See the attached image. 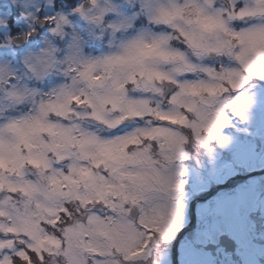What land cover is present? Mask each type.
I'll list each match as a JSON object with an SVG mask.
<instances>
[{
	"label": "rangeland",
	"instance_id": "obj_1",
	"mask_svg": "<svg viewBox=\"0 0 264 264\" xmlns=\"http://www.w3.org/2000/svg\"><path fill=\"white\" fill-rule=\"evenodd\" d=\"M83 1L79 0L73 10H56L53 0H0V115L19 105L10 97L12 92L36 90L32 95L39 99L67 82L69 77L64 69L67 64L95 59L106 51L103 42L97 39L100 29L90 18L100 9H108V0H97V7L91 3L83 7L86 15L76 11ZM113 2L119 4L120 0ZM122 11L128 14L132 9L124 5ZM246 11L241 8V15ZM16 12L13 22L19 29L10 32L8 20ZM103 18L107 22L120 19L117 13L109 10L104 12ZM35 19H44L50 27L34 42L17 50L11 43V35L23 29H34ZM136 21L141 22L138 25L144 24L143 18L129 16L126 20L129 25H136ZM54 36L60 40L61 48L54 41ZM250 39L264 44V34ZM89 46L95 48L87 50ZM184 62L188 69L181 73L184 79L167 78L176 88L173 90L175 94L171 92L165 100L160 98L163 89L157 91L143 86L138 88L137 94L119 103L115 98H101L97 104L87 95H73L70 104L87 108L80 113L72 112L70 108L66 110L55 92L49 93L52 97L48 101L50 111L60 118L73 113L77 126L70 133L64 129L67 134L62 139H56L59 129L55 124L41 125L34 133L44 138L43 143L36 147L42 148L47 156L55 155L56 162L50 167L46 166V160L40 161L32 155V139L24 141L23 147L29 153L28 163L39 169L46 183L37 175L23 172L24 156L19 148L9 159L11 164L19 163L20 169L13 168L11 164L0 167V189L7 190L0 198V250H11L21 259L26 258L29 251L41 255L44 250L64 256L68 264H80L81 253L90 255L114 241L127 240L130 226L109 231L105 222L95 217L87 218L90 228L76 219L72 226L63 228L59 238L49 231L47 225L55 224L60 213L67 212L65 203L76 200L84 207L89 202H93L92 205L103 202L125 211L129 205L135 204L145 210L146 224H156L162 213L165 227H157V234L150 238L149 248L148 242L144 241L137 247L124 246L117 250L125 252V259L136 257L129 264H142L140 260L148 255L150 264H171L172 241L178 230L189 221V200L207 193L216 184L224 183L236 174L264 168V145L261 143L264 139V63L256 66L255 75L245 73L246 79L241 77V84L245 87L230 93L236 112L228 111L229 124L212 139L201 141L193 133L192 139L200 144L191 153L185 148L187 137L176 129L174 123L192 128V122L185 113L196 112L201 105L205 106V96L213 98L218 92L199 78V74L207 73L203 69L214 62H207V66L192 63L186 58ZM223 65L232 71L239 69L235 60H225ZM10 75L14 76L12 80H8ZM44 78L50 79L48 85H43ZM31 79L40 80L41 84L31 85ZM144 79L145 74L141 72L133 76L132 82ZM156 79L163 80L164 76L157 74ZM6 81L11 87L4 86ZM137 116L145 119L137 122ZM127 118H132L131 124L135 125L128 134L116 138L105 135L108 130L121 126ZM162 118L167 122L161 123L159 119ZM81 120L94 121L95 134L81 133ZM164 124L174 126L176 130L162 126ZM220 137L226 139L222 141ZM81 141H89L94 150H89V144L81 146L78 143ZM73 153L80 157L78 166L64 168L62 164L70 163ZM161 153L173 159L165 160ZM226 154L229 157L225 158ZM2 161L3 154L0 153ZM177 182L182 184L178 195L174 187ZM258 184L257 179L252 178L238 183L235 191L227 190L218 195L215 192L202 204L196 202L194 210L198 225L179 242V264H264L261 260L264 258V245L254 240L264 227V222L259 227L255 223L256 215L261 213L258 209L262 206L264 211L263 193ZM38 185H42L40 190ZM250 212L253 217L248 215ZM90 233L95 235L86 239ZM221 234L234 240L233 252H226L218 244ZM167 235L169 238L165 240ZM207 244L216 246L213 250L205 249ZM119 259L108 256L101 264H118ZM11 263L8 256L0 260V264Z\"/></svg>",
	"mask_w": 264,
	"mask_h": 264
},
{
	"label": "clouds",
	"instance_id": "obj_2",
	"mask_svg": "<svg viewBox=\"0 0 264 264\" xmlns=\"http://www.w3.org/2000/svg\"><path fill=\"white\" fill-rule=\"evenodd\" d=\"M91 3V0H85ZM237 0H120L114 3L108 0V10L120 17L116 22H107L102 18L95 22L100 33L97 36L105 44L106 51L95 59L76 61L67 64L65 74L69 77L61 87L54 91L58 101L62 102L72 112L83 113L87 108L70 104L73 95H87L93 103H99L101 98H115L117 102L125 101L137 94L141 86L157 91H171L173 86L167 78L184 79L181 73L187 71L185 58L192 63L207 62L216 70L199 74L206 86L217 89L218 95L213 97L215 109L227 107L229 89L237 80V73L248 74L256 70L259 63H264V44L254 43L250 37L264 34V0H242L240 7L234 8ZM97 4V0H96ZM126 5L132 9L128 14L122 11ZM241 8L247 11L241 15ZM143 18V25H129L128 17ZM105 37L107 39L105 40ZM225 60H235L239 69L222 71L220 65ZM143 72L146 79L133 83V76ZM111 74L110 78L106 77ZM157 74L164 76L156 79ZM99 77L100 79H93ZM36 91V90H32ZM32 91H14L10 97L16 104L30 105L27 111L8 117L0 115V153L3 161L0 167L11 164L9 157L15 154L17 148L23 153V172L43 177L39 169L28 163L29 153L23 147L26 139H32V155L40 161H47L46 166L56 162L55 155L47 156L42 148L36 145L43 143V137L34 135L41 125L55 124L59 129L56 139H62L76 128L72 116L57 117L49 109L48 101L52 99L49 93L39 99ZM38 94V93H37ZM47 97V98H45ZM186 100L190 98L186 97ZM204 99H208L206 96ZM200 109H205L201 105ZM218 118V113L215 114ZM65 120L68 123H65ZM95 122L81 120L79 130L83 134L94 133ZM185 136L193 134L190 128L180 129ZM51 142L53 138H49ZM83 146L89 144V150L94 145L89 141L78 142ZM80 157L72 154L70 163H63L64 168L78 166ZM20 169L19 163L11 164ZM42 182L46 183V178ZM179 192V182L174 186ZM161 211V210H160ZM166 213V212H164Z\"/></svg>",
	"mask_w": 264,
	"mask_h": 264
},
{
	"label": "snow or ice",
	"instance_id": "obj_3",
	"mask_svg": "<svg viewBox=\"0 0 264 264\" xmlns=\"http://www.w3.org/2000/svg\"><path fill=\"white\" fill-rule=\"evenodd\" d=\"M242 3V0H237V2L233 5L234 8L240 7ZM91 5L93 7H97L96 0H91ZM108 9H100L99 13L90 19H92L95 22H99L104 15V12ZM77 12H80L82 15H86V13L83 10V6L81 5L76 9ZM220 68L222 71L230 72L232 70H229L224 67L223 64L220 65ZM206 72H210L212 75L216 74V70L212 68L211 66H208L207 68L203 69ZM256 73L253 72L252 75H255ZM194 75V74H193ZM111 74H109L106 79L110 78ZM241 77L244 76L243 73H237V80L235 81V87L229 89V95L227 100V107L223 110H217L215 109V101L213 98H208L205 101V109H199L196 112L193 113H185L189 120L192 122V132L194 133L196 139L204 141L206 139H212L217 137V135L220 132V129L225 127L229 124V118H228V111L231 110L232 112H236L235 108V101H232L230 98V93L239 90L240 87H242L241 84ZM203 82V81H202ZM6 87H11V85H6ZM175 94V92H173ZM218 113V118H215V114ZM162 126H168L173 127V130L175 131L174 126L170 125H162ZM135 125L126 122L125 124L118 126L115 129L108 130L105 135L108 138H116L121 135L128 134L129 129L134 128ZM99 131V129H96ZM220 139L223 141L226 138L220 137ZM163 158L165 160L171 161L173 157L164 155L161 153ZM43 177H41V180L43 181ZM38 190L41 189L42 185H38ZM179 187H182V184H179ZM0 195H3L0 193ZM183 207V205H181ZM138 209L139 212H135L134 210ZM70 214H74L77 219L80 221V223L87 225V218L88 217H95L99 219L102 222H105L106 227H108L109 231H117L122 226H130V237L125 241H114L112 245H109L107 247L102 248L100 251L96 253H92L90 255H84L81 253V259L80 264H101V261L104 260V258L108 256H117L119 257L118 264H129L130 261L134 260L135 258L131 259H125V252L124 251H118V247L122 248L124 246L127 247H137L140 244H142L144 241L148 242V248L150 247V244L152 240L150 238L155 237L157 234V227L164 228L165 222L163 218V214L160 213V219L157 221L156 224H146L144 222L146 212L145 210L139 206V205H129L128 210L125 211L122 208H114L112 206H109L106 203H97L94 205H90L87 208L84 209H77L74 213L72 209H69ZM72 226L71 220H66L63 222V224H58L57 228L61 229L63 227H70ZM90 228V226H88ZM95 233H90L88 236H86V239H91L92 236H94ZM169 236H165V240H167ZM148 248L145 250V253L147 252ZM5 256H8L10 259L18 260L19 258L15 256V254L11 250H0V260L4 259ZM35 264H43L42 261L38 257H34ZM51 259V258H49ZM63 259V264H68V260L66 258L57 257V264H60L61 260Z\"/></svg>",
	"mask_w": 264,
	"mask_h": 264
},
{
	"label": "water",
	"instance_id": "obj_4",
	"mask_svg": "<svg viewBox=\"0 0 264 264\" xmlns=\"http://www.w3.org/2000/svg\"><path fill=\"white\" fill-rule=\"evenodd\" d=\"M83 7H88L90 5V3H86L85 1H83L82 3ZM35 26L39 29H43L45 27V21L41 20V19H35ZM37 34V31L32 32L29 37L32 38ZM25 42V32H23L20 35L17 36H13L12 37V43L14 45H20L23 44ZM168 82V81H167ZM169 84H171L173 86L171 91H165L162 90L161 92V99L165 100L167 98V96L173 92V90L176 88V85L168 82ZM225 157L227 158L228 155L226 154ZM264 173V168L263 169H259L256 171H252L246 174H236L230 178H228L224 183H219L216 184L215 186H213L207 193L205 194H200V195H196L195 197L192 198V200L190 201L189 204V209H188V215H189V221L188 223L181 227L178 232L176 233L173 241H172V245H171V264H179L178 261V245L179 242L181 240V238L189 231H191L194 226H195V203L198 201H202L207 199L208 197H210L211 195H213L217 190L221 189V188H225L229 185H231L236 179H244L246 177L252 176V175H257V174H262ZM0 193L4 194L5 190H0ZM2 195H0L1 197ZM135 212H137V209L134 210ZM218 244L220 246H222L224 248V250L227 251H231L233 252L235 249V242L232 238H230L228 235L226 234H221L219 236L218 239ZM216 245L214 244H207L204 246L205 249H210L213 250L215 248Z\"/></svg>",
	"mask_w": 264,
	"mask_h": 264
},
{
	"label": "trees",
	"instance_id": "obj_5",
	"mask_svg": "<svg viewBox=\"0 0 264 264\" xmlns=\"http://www.w3.org/2000/svg\"><path fill=\"white\" fill-rule=\"evenodd\" d=\"M78 1L79 0H53V3H54V8L56 10H59L61 8H66V9L73 10L74 7H75V4ZM17 14H18V12H16V14H12L10 16L9 20H8V26H9L10 32L11 31H16V29H19V27H17L14 24V22H13V19H14L13 16H16ZM59 41L60 40L58 39L57 42L59 43V45L61 47V42H59ZM178 127L180 129L188 128V127H184L182 125H178ZM186 137H187V142H186L185 148L188 151H190L191 153L195 152L196 151L195 149H196V146L198 144V141L192 139L193 138V134L191 136H186ZM199 151H200V147H199ZM201 154L202 153L200 151L199 152V156H201ZM65 206L67 207L68 210H67V212L64 211V212L60 213V217L57 220L58 222H54L55 224L47 225L48 228H49V231H52V233L55 236L59 237V238L62 237V231H63L64 227L61 230V229L57 228V225L58 224L62 225L64 221L69 220V219L71 220L72 224H74L76 219H77V217L74 214H70L69 213V209H72V211L74 213L77 209L86 208L87 205H85L84 207H81V205L76 200H72L70 202L65 203ZM26 254L28 256L26 258H22V259L20 257L16 256L19 259L15 260V261L12 259V263L11 264H35L34 257H38L40 259V261L43 262V264H57V257L58 256L65 258L64 256H62V255H60L58 253H52V252H48V251H44V250L41 251V255H39L38 253H34L32 251H29ZM49 258H51V259H49ZM60 264H63V259L61 260Z\"/></svg>",
	"mask_w": 264,
	"mask_h": 264
},
{
	"label": "flooded vegetation",
	"instance_id": "obj_6",
	"mask_svg": "<svg viewBox=\"0 0 264 264\" xmlns=\"http://www.w3.org/2000/svg\"><path fill=\"white\" fill-rule=\"evenodd\" d=\"M33 29H31L30 31H32ZM30 31H27V34H29V32ZM242 86H244V85H242ZM245 87V86H244ZM164 105H165V103H163ZM140 117V116H139ZM137 118V122L139 121V118H138V116L136 117ZM145 119V117H143L142 116V119H140L141 121H143ZM132 122H133V119H132ZM198 143H199V141H198ZM261 143L264 145V139H261ZM228 155V154H227ZM228 157H229V155H228ZM252 178H255V179H257V181L259 182V184H258V187L262 190V193H263V196H262V200H264V173H262V174H257V175H252L251 177H248V178H246V179H244L243 180V182H246L247 180H249V179H252ZM242 181H238V180H235L234 181V183L230 186V191H235V188L237 187V184L238 183H241ZM205 201H207V200H205ZM205 201H203V202H205ZM203 202H200L201 204L203 203ZM263 205H264V202H263ZM259 211H261V213H259V215H256V217H257V219H255V223H257V226L259 227L260 225H261V223H263L264 222V211H263V209H262V206H261V208H259L258 209ZM261 214V215H260ZM248 215L250 216V217H253V214H252V212H250V213H248ZM197 225H198V221H197V217H196V224H195V227L197 228ZM264 225V224H263ZM259 231V230H258ZM258 231H256V232H258ZM260 232H261V234H260V236H255L254 237V240H256L257 242H259V243H262L263 245H264V227L263 228H261V230H260ZM199 247V246H198ZM201 248H202V246H200ZM179 255H180V252H179ZM178 255V256H179ZM149 256L150 255H148L146 258L145 257H143L140 261H143V263L142 264H150L151 262H150V260H149ZM170 257H171V249H170ZM137 260V259H136ZM262 260V262L264 263V258L263 259H261ZM138 264V263H137Z\"/></svg>",
	"mask_w": 264,
	"mask_h": 264
}]
</instances>
